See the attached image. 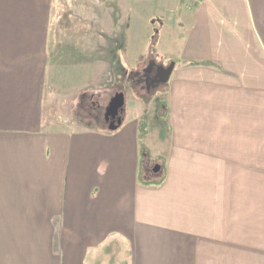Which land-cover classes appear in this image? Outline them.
Returning a JSON list of instances; mask_svg holds the SVG:
<instances>
[{"label": "crops", "instance_id": "0c3cea01", "mask_svg": "<svg viewBox=\"0 0 264 264\" xmlns=\"http://www.w3.org/2000/svg\"><path fill=\"white\" fill-rule=\"evenodd\" d=\"M79 1L0 0V264H264V0ZM150 62L176 66L146 127ZM103 63L116 132L64 115Z\"/></svg>", "mask_w": 264, "mask_h": 264}, {"label": "rangeland", "instance_id": "374dc122", "mask_svg": "<svg viewBox=\"0 0 264 264\" xmlns=\"http://www.w3.org/2000/svg\"><path fill=\"white\" fill-rule=\"evenodd\" d=\"M60 1L63 4V10L61 11L60 14V19L58 18H54L53 19V26L55 24H71L73 25L74 23H76L75 21L78 20V22H80V19L74 15L73 18L75 19H70L69 15H67V13H69V11L67 10V7L64 6V4L68 5L67 3H70L72 1V3L79 5V0H57ZM85 1V0H82ZM59 2V3H60ZM83 3V2H82ZM84 4V3H83ZM85 4L87 5H92L94 8L93 12L96 10L100 11L103 1L102 0H87V2H85ZM105 7H109V19H110V23L113 21L115 23H117V10L116 7L114 5H112L111 3H104ZM153 9H159L161 8L159 5V2H153L152 3ZM115 8L114 11L111 10L112 8ZM72 16V15H71ZM70 20H72V22H70ZM73 23V24H72ZM95 25L99 24L98 21L94 18V23ZM95 25H94V30H95ZM96 30L98 31V27H96ZM94 35L98 38L97 40H99V43L97 44L96 41L94 42V47L96 46H100L102 44H107L108 42V37L105 36V33H101V32H95ZM122 34L118 35V34H110V39L112 40L111 43L113 41H117V40H121ZM155 39V37H154ZM122 42V40L120 41V43ZM64 46V45H63ZM101 49L99 48V51ZM53 51V50H52ZM148 63H144L141 66H139L138 70H139V74H143L144 72V68H147ZM49 67V76H55V74H57V72H60V70L62 69V72L65 73L67 76L69 73L74 74V76H90L92 73H94V71H96V69H91V67L87 68L85 66H81L80 64L78 65H55L53 62V59H51V64L48 66ZM81 67L83 69H81ZM99 67H103V75L102 76H98L103 78V81L100 83L99 86H103L100 90H97V88L95 87H89L87 89H77V97L71 100V104H69V108L68 109V113L64 114L66 116H70L72 115V117H74V119L76 118L78 121H80L81 119L83 120H87L89 122H94L99 124L100 126H104V119H105V113L107 110V107L112 99V96L114 94V88L113 87H108L109 85H113L115 83V78L116 76H113L112 71L110 70V74L106 75L104 74V68H108V65L106 64L104 66L100 64ZM107 71V70H106ZM64 76V75H63ZM142 77V79H144V76H140ZM96 78V76L94 77ZM118 78V77H117ZM80 79L77 78V81H79ZM121 83L119 81H117V86H119ZM143 88H144V84H142ZM166 86L164 85L160 90H151V91H147L146 93V89H140L137 88L136 93L137 95L143 97V101L146 102L145 104L147 105V112H146V118L148 121L145 120V125L146 127L148 126L149 122L151 124V126L155 125V121L157 120V117H161L164 111V100L163 97H165V90H166ZM121 87V86H120ZM123 90H125V94H126V99H127V104H126V109L130 110V107L132 105V102L130 100V96L132 95V86H131V82L129 81L128 78H126V80L123 83ZM64 92V91H63ZM69 92V90L67 91ZM76 92V91H75ZM150 92V93H149ZM156 94V95H155ZM153 95H155V97H153ZM66 97V96H65ZM149 99V100H148ZM159 105V107H158ZM157 116V117H156Z\"/></svg>", "mask_w": 264, "mask_h": 264}, {"label": "water", "instance_id": "95a60500", "mask_svg": "<svg viewBox=\"0 0 264 264\" xmlns=\"http://www.w3.org/2000/svg\"><path fill=\"white\" fill-rule=\"evenodd\" d=\"M175 66V63L172 62L168 66L162 65L158 69V83L160 85H166L169 82ZM125 106L126 96L124 93H118L111 99L105 113V120L109 123V130L111 132H116L123 125Z\"/></svg>", "mask_w": 264, "mask_h": 264}, {"label": "flooded vegetation", "instance_id": "af4514ba", "mask_svg": "<svg viewBox=\"0 0 264 264\" xmlns=\"http://www.w3.org/2000/svg\"><path fill=\"white\" fill-rule=\"evenodd\" d=\"M162 65L156 64L154 62H150L147 66V68H144V72L143 74H139V73H135L132 74L131 77L134 78L136 77V82L140 83V86L142 89H146L147 91H151V90H160L162 87L161 85L158 83L159 80V73H158V69L161 67ZM140 76H144V79H142V77ZM144 84V88L142 87Z\"/></svg>", "mask_w": 264, "mask_h": 264}]
</instances>
